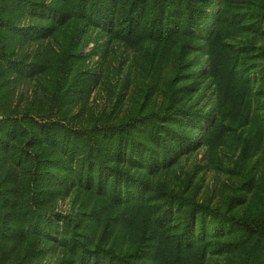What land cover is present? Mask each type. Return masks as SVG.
<instances>
[{"label":"rangeland","instance_id":"1","mask_svg":"<svg viewBox=\"0 0 264 264\" xmlns=\"http://www.w3.org/2000/svg\"><path fill=\"white\" fill-rule=\"evenodd\" d=\"M76 3L17 0L4 6L3 12L7 7L10 13H4L7 23L0 27L6 26L0 37V145L1 138L6 141L0 150L10 148L0 158V188H10L15 168L26 179V192L32 185L30 173L37 169L38 188L51 190L37 211L48 220L42 222L47 233L39 236V264H93L97 249L103 248L104 255L135 250L139 227L126 229L114 222L128 205L119 207L113 200L111 187L118 173L128 180L129 202L142 195L145 209L165 206L175 236L204 233L202 212L196 227L189 223L193 206L240 215L251 195L250 182L264 172V98L257 103L252 94L264 92V86L253 82L262 74L257 70L264 57L246 67L241 62L246 46L254 56L264 51V20L261 29L247 28L264 0H209L198 16L208 21L205 27L189 29L183 17L167 18L160 37L156 0H105L102 7H111L110 21L106 11L102 15L90 6L79 13ZM56 8L63 10L62 16ZM237 21L239 28L228 27ZM182 27L183 33H173ZM225 46L234 54L236 72L254 84L245 99L251 105L241 118L227 99L217 106V88L207 74ZM194 76L196 84L191 82ZM179 86H188L183 101L192 111L199 107L202 118L198 128L188 121L185 126L195 130L192 145L177 147L174 140L176 151L169 155L162 148L165 112ZM215 121L219 129L209 137ZM42 125H48L45 133L31 139ZM256 128L258 136L253 134ZM94 137L102 138V149ZM91 164L94 171L88 169ZM58 166L72 169L47 181L45 174L54 177ZM0 192L1 219L7 212L2 199L9 194ZM162 193L170 195L168 201ZM206 223L209 264H224L233 233L211 213ZM11 243L0 247L7 250ZM13 254L8 252L0 264H11Z\"/></svg>","mask_w":264,"mask_h":264},{"label":"trees","instance_id":"2","mask_svg":"<svg viewBox=\"0 0 264 264\" xmlns=\"http://www.w3.org/2000/svg\"><path fill=\"white\" fill-rule=\"evenodd\" d=\"M16 1L17 0H0V27L7 23L4 22V13H10L8 12L9 8L7 10V7L5 9L6 12H3L4 6ZM75 1H77L75 6L78 7L79 13H84L88 6H90L94 11L101 10L102 15L103 11H106V19L109 21L113 17L110 12V6H107L106 4V6L102 7L105 0ZM156 1L158 2L157 5L160 6L156 19L158 37L166 31L167 18L179 19L183 17L185 19V26L189 29L198 25L205 27L208 23L206 18H203L200 21L198 16H200L204 5H206L209 0ZM177 2L178 4L175 5L174 3ZM179 3L183 6L182 11H180L181 6ZM258 10V15L250 17L254 19V22L247 24V28L254 26L256 29H261L262 20H264V8L262 4L258 7ZM56 12L61 16L63 14L61 8H56ZM227 25L234 29L239 28L238 21L231 22V24ZM5 27L6 26H3L4 29ZM183 27L173 30V33L176 35L183 33ZM4 29L0 28V37L4 33ZM190 39L191 38L189 37V40ZM209 41H213V39L210 37ZM242 53L241 62L244 67L249 65V63L252 62L251 60L257 58L263 59L264 57V51L258 56L252 55L248 46L243 49ZM235 60L233 52L225 46L223 47L221 54H218L215 58V62L213 61L209 63L207 74L209 77H212L215 82V87L217 88V94L220 101L217 106L220 107L221 103L225 101V98L227 99L229 107H232L231 111H234L235 114L241 118L246 115V111L251 105V102H247L245 99L251 92L254 84L250 77L244 78L236 72L237 64L235 66ZM258 69L259 70L257 71L262 72V74L260 78L253 80V82H259L261 86H264V61L258 66ZM193 73L195 74L196 70H194ZM207 74L204 77H206ZM197 81L198 76L192 77L191 82L193 84H196ZM186 87L188 86H179L176 88L178 89L177 92L175 88L173 89L172 95L170 96V102L165 112L167 120L163 126L162 148L165 150L166 154L169 155L176 151L174 140L178 141L177 147H183L184 144H187L188 147L192 145V137L195 130L193 128L191 130L185 129V126L189 122L192 127L198 128L202 118V113L199 107L192 111L184 103L183 96L186 94ZM252 94L254 95V101L257 103H259L261 98H264V92H260V90ZM224 103L226 104V101ZM253 122L254 125L259 128L256 117L253 118ZM246 123L247 122H245V124ZM47 127L48 125H42V130L39 134L38 132H34L31 135V139L35 141L38 140L41 137V132L45 133ZM257 128L253 132L255 136H258L259 130ZM218 129L219 124L215 121L209 129V137L215 134ZM25 133L26 132L24 131L20 136L24 137ZM94 138L95 142L98 144V148L102 149L103 146H105L103 145L102 138L99 140L98 137ZM20 140L22 139L19 137L17 141ZM1 141L2 143L0 146L5 147L6 140L1 138ZM0 151V158H3L4 155H9L10 148L7 147L6 150ZM124 151L125 145L123 144L122 157ZM103 152L104 151L101 150L100 153L103 154ZM36 155L37 153H35L33 157L35 158ZM58 164L61 165V162ZM90 166L91 167L88 169L94 171V165L91 164ZM59 167L60 166H58V172L54 174V177H50V173L45 174L47 181L53 178L58 179L59 177L70 173L72 169V167H66L62 170L59 169ZM82 169L84 170V168ZM34 174L36 175V178L32 177ZM12 175L15 177V181L12 180L10 188H0V191L5 190L9 194L7 200L5 198L2 199L3 204L7 206V212L0 219V246L6 245L7 241H12L9 249L6 250V248L0 247V259H4L5 255L10 252L14 253L11 264H39V260L43 254V250L39 246V236L40 234L45 235L47 233L42 226V222L45 220L44 223H48V220L40 218L37 211L39 208L43 207L47 201V195L51 193V190L49 188H44L46 187L45 185L42 186V188H38L37 179L41 176V171L39 169H37L36 172H33V174L30 173L29 177H31L30 183H32V185L27 192L25 191L26 179L24 176H18L15 168ZM115 176L117 180L111 187L112 193L114 194V203L121 206V204L124 205L125 202L128 205L123 206L122 212L117 215L114 222H116V224H121L126 229L131 226L139 227L135 238V250L127 255L116 254L114 252L104 255L103 248L97 249L93 254V264H209L208 258L210 244L207 238L206 220L207 214L210 213L217 219V221H225L233 233V237L228 239L229 242L226 247L229 251V256L224 264H264V172L256 182L253 180L250 182L251 195L245 202L244 210L240 215L228 214L218 210L208 212V209L206 211L204 207H200L198 210L193 206L191 211H189V223H192L191 225L194 223V227H196V221L199 219L198 213L202 212V215L200 216V227L204 233L200 236H196L195 232L191 231L188 234H182L180 237L175 236L172 233V225L168 220L164 205L154 206L153 208L148 207L145 209L144 197L142 195H139L129 202V200L125 198L129 192V190H126L128 188V180L124 178L123 174L118 173L117 175L115 174ZM121 183L124 184L121 189L123 191L120 198L119 193H121ZM104 184V182L100 184L101 190L103 189ZM89 185H92L91 181H89ZM161 196L163 197V193ZM168 197L170 198V195L166 193L163 198L168 201ZM143 212H148V216H142ZM152 212L154 213L153 219L152 217L150 218ZM161 214L164 215L161 216ZM109 225L110 223L107 222L106 228H108ZM192 227L191 229H193ZM195 231L197 232L196 228ZM224 231L225 230H223L222 233H224Z\"/></svg>","mask_w":264,"mask_h":264}]
</instances>
